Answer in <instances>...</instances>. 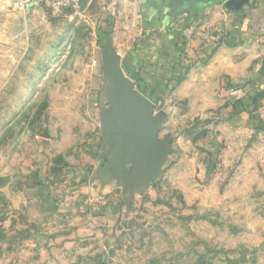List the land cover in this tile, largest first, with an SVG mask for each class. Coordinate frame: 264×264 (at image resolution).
Returning a JSON list of instances; mask_svg holds the SVG:
<instances>
[{"label": "rangeland", "instance_id": "374dc122", "mask_svg": "<svg viewBox=\"0 0 264 264\" xmlns=\"http://www.w3.org/2000/svg\"><path fill=\"white\" fill-rule=\"evenodd\" d=\"M185 8L0 0V264H264V29ZM108 44L162 118L152 177L107 169Z\"/></svg>", "mask_w": 264, "mask_h": 264}, {"label": "water", "instance_id": "95a60500", "mask_svg": "<svg viewBox=\"0 0 264 264\" xmlns=\"http://www.w3.org/2000/svg\"><path fill=\"white\" fill-rule=\"evenodd\" d=\"M121 61L120 55L108 44L104 69L109 78L106 94L110 107L105 112V125L110 140L123 147L107 169L117 174L133 163L140 172L147 171L152 177L158 173L169 151L168 143L158 136L162 118L155 115V104L125 75Z\"/></svg>", "mask_w": 264, "mask_h": 264}, {"label": "built area", "instance_id": "2783aa9c", "mask_svg": "<svg viewBox=\"0 0 264 264\" xmlns=\"http://www.w3.org/2000/svg\"><path fill=\"white\" fill-rule=\"evenodd\" d=\"M9 7L14 9H27L39 6L44 8L52 16H58L66 12L77 13L82 0H6Z\"/></svg>", "mask_w": 264, "mask_h": 264}, {"label": "crops", "instance_id": "0c3cea01", "mask_svg": "<svg viewBox=\"0 0 264 264\" xmlns=\"http://www.w3.org/2000/svg\"><path fill=\"white\" fill-rule=\"evenodd\" d=\"M228 1H229L230 7L233 10L236 9V11H241V10H244L245 9L246 10V13H247V15L249 17L250 16L251 17L252 16H254V17L258 16L257 18H259L258 20H260V23L258 21V24L260 25V28L264 29V0H255L256 1V4L260 5V8L259 9H253V10H251L252 11L251 13L247 9L249 7V3H254V0H228ZM168 2L170 3V5H173L175 8H179V7L185 8L189 4H192V6L194 8L196 7L197 9L204 8L205 7V3H204L203 0H168ZM236 4H239L240 7H235ZM198 5H201V6L199 7ZM210 5H213V4H210ZM210 5H208V6H210ZM193 7L191 9L188 8V7L185 8V9L192 11L193 10ZM196 8H195V11H196ZM204 9H203V11H204ZM196 12H197V17L199 16V14L202 13L201 11L200 12L196 11ZM241 13H243V12L242 11L241 12H233L229 16L231 18V17H235V15L241 14ZM173 35L174 34H172V36Z\"/></svg>", "mask_w": 264, "mask_h": 264}, {"label": "trees", "instance_id": "16d2710c", "mask_svg": "<svg viewBox=\"0 0 264 264\" xmlns=\"http://www.w3.org/2000/svg\"><path fill=\"white\" fill-rule=\"evenodd\" d=\"M129 73H130V75L135 76V75H133L132 72H129ZM141 91H142V93H145V89L141 88Z\"/></svg>", "mask_w": 264, "mask_h": 264}]
</instances>
